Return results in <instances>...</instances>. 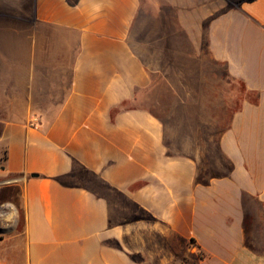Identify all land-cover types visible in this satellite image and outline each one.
<instances>
[{
	"label": "crops",
	"instance_id": "obj_1",
	"mask_svg": "<svg viewBox=\"0 0 264 264\" xmlns=\"http://www.w3.org/2000/svg\"><path fill=\"white\" fill-rule=\"evenodd\" d=\"M0 11V264H264V0Z\"/></svg>",
	"mask_w": 264,
	"mask_h": 264
},
{
	"label": "rangeland",
	"instance_id": "obj_2",
	"mask_svg": "<svg viewBox=\"0 0 264 264\" xmlns=\"http://www.w3.org/2000/svg\"><path fill=\"white\" fill-rule=\"evenodd\" d=\"M230 4L232 5L234 3H230ZM6 13H7L6 11H0V18L1 17H6L7 16ZM225 94H226L227 97L225 98L224 102H226L228 104H232V105H230L231 106V110H234L235 109V103L238 101V104L240 105L241 100H242V95L244 93H242V90H241L240 87L238 88V91L237 90L235 91V89L233 87V89L231 91H226ZM236 94H238V99L235 97ZM222 125H225V123H223ZM21 226H22V220L20 218L18 220V228H21Z\"/></svg>",
	"mask_w": 264,
	"mask_h": 264
},
{
	"label": "trees",
	"instance_id": "obj_3",
	"mask_svg": "<svg viewBox=\"0 0 264 264\" xmlns=\"http://www.w3.org/2000/svg\"><path fill=\"white\" fill-rule=\"evenodd\" d=\"M255 1L256 0H229V3H234V4H232V6H234V5H238V4H241V3H252V2H255ZM241 90H242V93H245L246 92V89H245L244 85H242ZM249 95H250V97L252 96L250 100L252 102L256 103L257 102V96H256V94H249ZM230 168L231 167L228 168V171H230ZM206 173H209V172L206 171ZM198 182H202V178L201 177L198 178ZM20 218L22 220V226L19 229H22L23 222H24L23 213H21ZM200 257H203V256L200 254Z\"/></svg>",
	"mask_w": 264,
	"mask_h": 264
},
{
	"label": "built area",
	"instance_id": "obj_4",
	"mask_svg": "<svg viewBox=\"0 0 264 264\" xmlns=\"http://www.w3.org/2000/svg\"><path fill=\"white\" fill-rule=\"evenodd\" d=\"M40 125L39 118L37 116H33L31 120V126L34 128H38Z\"/></svg>",
	"mask_w": 264,
	"mask_h": 264
}]
</instances>
